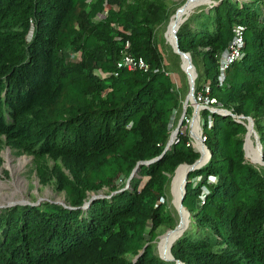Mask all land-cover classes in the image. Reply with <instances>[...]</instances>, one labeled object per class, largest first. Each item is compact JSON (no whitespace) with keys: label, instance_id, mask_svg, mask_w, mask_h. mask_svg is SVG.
Segmentation results:
<instances>
[{"label":"trees","instance_id":"16d2710c","mask_svg":"<svg viewBox=\"0 0 264 264\" xmlns=\"http://www.w3.org/2000/svg\"><path fill=\"white\" fill-rule=\"evenodd\" d=\"M167 14L153 0H0V149L73 174L58 180L69 206L0 210V264H264V167L247 159L244 139L251 117L264 144V0H221L177 31L196 94L209 82L223 109L203 111L211 155L187 175L191 229L172 245L174 261L155 253L160 229L175 222L172 176L202 157L183 129L172 140L182 94L155 41ZM236 26L243 56L221 80ZM127 41L148 71L118 68ZM105 187L110 195L90 198Z\"/></svg>","mask_w":264,"mask_h":264},{"label":"rangeland","instance_id":"374dc122","mask_svg":"<svg viewBox=\"0 0 264 264\" xmlns=\"http://www.w3.org/2000/svg\"><path fill=\"white\" fill-rule=\"evenodd\" d=\"M130 2L139 5L141 8L147 6V1L152 0H129ZM156 2H163L167 7V18L158 25L156 44L159 51L164 57L165 69L169 72L175 88L181 92L182 108L175 118L174 131L180 126L188 135V144L201 152L202 157L195 163H182L177 169L176 173L172 176L171 182L167 189L165 203L168 205V211L172 214L175 220L174 224L165 225L160 229V235L155 242V253L162 259L174 261L171 252V247L177 238L191 229V221L189 212L183 207L182 196L189 181L187 175L203 167L208 161L211 153L210 150L204 145V123L205 121L211 125V116L208 118L203 117V111L207 108L211 110H222V106H213L207 99H197L196 94V80L198 72L193 62L191 52L185 54L190 57V63L195 67L196 74H194L185 57L181 54L179 47V40L177 31L184 23H186L192 15L200 13L203 9L209 10L214 4L221 0H199L198 4L189 8V4L197 0H153ZM204 1V2H203ZM117 10L118 6H115ZM179 16L178 23L174 28H171L172 20L174 17ZM98 20V19H97ZM70 55L74 60L80 58V54L72 49H68ZM195 77V78H194ZM195 85V86H194ZM209 82L206 83V87ZM193 86V87H192ZM201 92V91H200ZM190 96L192 98L190 99ZM192 107L193 113L188 116V109ZM224 111V110H223ZM249 121L248 132L244 136L247 146V159L253 163L264 167V144L262 138L256 128V125L251 117L247 118ZM186 124V125H185ZM174 133V132H173ZM178 134H174L175 139ZM25 159V164L19 165V161ZM44 171L39 169V165L33 156L27 154H20L10 147L0 149V210L10 205L15 204H42L51 202L59 205L69 206L68 196L65 190L60 189L58 180L60 171L73 178L71 170L63 163L60 162L58 166L54 160L45 163ZM186 167V174L184 178V190L179 186L182 181L180 168ZM190 169V170H189ZM147 180V178H145ZM125 181V180H124ZM124 181H119L121 185ZM127 182V181H126ZM198 184L199 179L195 178L191 181ZM128 184V182H127ZM128 187V185H127ZM182 190V191H181ZM110 190L105 187L96 192L90 193V198H99L110 195ZM181 191V196L178 194ZM7 199H15L16 202L8 204ZM8 200V201H9ZM164 202V200H162ZM174 234L173 242L170 244L169 249L162 244V241L169 234ZM165 247V248H163ZM172 259V260H171ZM176 264H182L176 262Z\"/></svg>","mask_w":264,"mask_h":264},{"label":"built area","instance_id":"2783aa9c","mask_svg":"<svg viewBox=\"0 0 264 264\" xmlns=\"http://www.w3.org/2000/svg\"><path fill=\"white\" fill-rule=\"evenodd\" d=\"M244 37H245V29L241 26L235 27V34L232 42L230 43L229 47L224 51L220 63V70H221V80L224 76V73L230 69V67L236 62V60L240 59L242 54V47L244 46ZM130 48V42L127 41L126 43V50L123 52L121 59L118 62V68L120 69H129V70H149L148 63L142 57H137L130 53L128 50ZM207 99L211 105L217 104L216 98L210 97V89L205 87L203 91H201L197 99L203 100ZM206 137L204 135V143ZM205 145V144H204Z\"/></svg>","mask_w":264,"mask_h":264},{"label":"bare ground","instance_id":"6f19581e","mask_svg":"<svg viewBox=\"0 0 264 264\" xmlns=\"http://www.w3.org/2000/svg\"><path fill=\"white\" fill-rule=\"evenodd\" d=\"M199 0H197V1H192L190 4H189V8H192L193 6H195V5H197L199 2H198ZM204 2V1H203ZM178 20H179V16H176V17H174L173 18V20H172V24H171V28H174L175 26H176V24L178 23ZM185 59L187 60V62H188V65H189V67H190V57L189 56H187V55H185ZM191 69V68H190ZM191 71L194 73V71H193V69H191ZM195 74V73H194ZM195 78V77H194ZM195 86V85H194ZM193 87V86H192ZM192 98V96H190V99ZM25 159H21L20 161H19V165L21 166V165H23V164H25ZM186 167H182V168H180V172H181V175H182V181H181V183H180V187H181V189L182 190H184L185 188H184V183H183V181H184V178L186 177L185 176V174H186ZM190 170V169H189ZM184 188V189H183ZM181 190V191H182ZM181 191L179 192V194H178V199H179V196H181ZM182 198V197H181ZM9 199H7V203L8 204H13V203H15L16 202V200L15 199H10L9 201H8ZM173 237H174V234H169L167 237H165L164 239H163V241H162V244L165 246L166 245V248H168L169 249V247H170V244L173 242ZM163 248H165V247H163ZM172 260V259H171Z\"/></svg>","mask_w":264,"mask_h":264},{"label":"water","instance_id":"95a60500","mask_svg":"<svg viewBox=\"0 0 264 264\" xmlns=\"http://www.w3.org/2000/svg\"><path fill=\"white\" fill-rule=\"evenodd\" d=\"M181 54L185 57V52H183V51H181ZM190 68L191 69H193V71H194V73L196 74V69H195V67L190 63ZM230 114V113H229ZM180 126L181 125H179V127H178V129L176 130V131H174V133H173V135H172V140H173V137H174V134H178L179 133V131H180ZM206 147V146H205ZM185 190H186V188H185ZM184 193H185V191H184ZM184 195V194H183ZM182 199H183V196H182ZM92 201H93V199H92ZM15 205H17V204H15ZM33 205H38L37 203H33ZM11 206H14V205H10V206H7V207H11Z\"/></svg>","mask_w":264,"mask_h":264}]
</instances>
